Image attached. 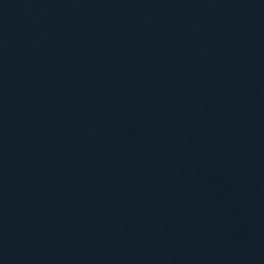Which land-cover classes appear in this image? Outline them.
Returning a JSON list of instances; mask_svg holds the SVG:
<instances>
[{
	"label": "water",
	"instance_id": "obj_1",
	"mask_svg": "<svg viewBox=\"0 0 264 264\" xmlns=\"http://www.w3.org/2000/svg\"><path fill=\"white\" fill-rule=\"evenodd\" d=\"M0 264H264V0H0Z\"/></svg>",
	"mask_w": 264,
	"mask_h": 264
}]
</instances>
